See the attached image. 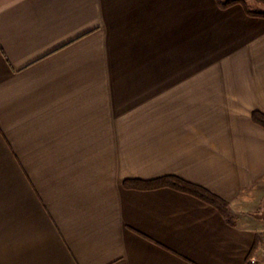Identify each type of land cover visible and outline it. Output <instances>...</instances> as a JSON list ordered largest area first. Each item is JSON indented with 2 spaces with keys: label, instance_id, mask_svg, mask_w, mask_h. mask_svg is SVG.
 Listing matches in <instances>:
<instances>
[{
  "label": "crops",
  "instance_id": "crops-1",
  "mask_svg": "<svg viewBox=\"0 0 264 264\" xmlns=\"http://www.w3.org/2000/svg\"><path fill=\"white\" fill-rule=\"evenodd\" d=\"M264 18L216 0H0V264H264ZM177 177L228 204L125 180Z\"/></svg>",
  "mask_w": 264,
  "mask_h": 264
},
{
  "label": "trees",
  "instance_id": "trees-1",
  "mask_svg": "<svg viewBox=\"0 0 264 264\" xmlns=\"http://www.w3.org/2000/svg\"><path fill=\"white\" fill-rule=\"evenodd\" d=\"M264 2V0H261ZM219 7L224 8L228 5L234 4V3H241L242 0H216ZM249 15H255L254 13H251L248 11ZM252 119L254 122L264 126V115L260 114L259 112H254L252 114ZM123 185L125 187H136V188H143V189H151V188H157V187H172L175 189H178L180 191H184L190 194H193L194 196L208 202L215 208H217L222 215L226 219H229V209L228 204L219 198L218 196L210 193L206 189L190 184L182 179H179L177 177H161L150 181H140V180H125L123 182Z\"/></svg>",
  "mask_w": 264,
  "mask_h": 264
},
{
  "label": "rangeland",
  "instance_id": "rangeland-1",
  "mask_svg": "<svg viewBox=\"0 0 264 264\" xmlns=\"http://www.w3.org/2000/svg\"><path fill=\"white\" fill-rule=\"evenodd\" d=\"M235 4L241 5L247 14H248V11L255 14V15H251V16H258V17L264 18V2L261 0H242V4L241 3H234L231 5H228L224 8L230 7V6L235 5ZM250 263L253 264L254 261L250 260Z\"/></svg>",
  "mask_w": 264,
  "mask_h": 264
}]
</instances>
